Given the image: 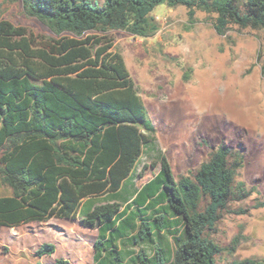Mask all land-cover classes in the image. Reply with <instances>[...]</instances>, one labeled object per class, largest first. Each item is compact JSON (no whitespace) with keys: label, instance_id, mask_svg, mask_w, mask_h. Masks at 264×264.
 Returning <instances> with one entry per match:
<instances>
[{"label":"trees","instance_id":"16d2710c","mask_svg":"<svg viewBox=\"0 0 264 264\" xmlns=\"http://www.w3.org/2000/svg\"><path fill=\"white\" fill-rule=\"evenodd\" d=\"M22 4L54 36L37 37L0 20V185L10 192L0 197V228L79 215L83 226L97 232L92 264H216L220 248L206 234L230 201L250 195L235 180L243 154L219 146L192 175L176 179L159 151L135 173L143 153L156 149V129L106 33L154 35L158 26L150 14L158 5L186 8L190 25L197 11L215 15L219 36L231 25L264 30V0ZM156 166L157 174L141 186L130 183ZM54 251L42 244L36 255Z\"/></svg>","mask_w":264,"mask_h":264},{"label":"rangeland","instance_id":"374dc122","mask_svg":"<svg viewBox=\"0 0 264 264\" xmlns=\"http://www.w3.org/2000/svg\"><path fill=\"white\" fill-rule=\"evenodd\" d=\"M150 16L158 30L148 38L122 30L106 33L122 54L156 129V149L143 153L135 173L155 161L159 151L176 179L192 175L219 146L241 151L244 162L235 180L250 195L230 201L206 236L220 248L216 264L243 259L264 264V30L231 25L219 36L212 25L215 15L197 11L190 25L182 6L158 5ZM0 20L25 27L37 37L54 36L26 13L22 0H0ZM158 171V166L147 169L130 183L141 186ZM9 194L0 185V197ZM96 234L82 225L79 215L4 227L0 255L6 256V264H92ZM42 244H52L54 253L38 257ZM147 250L151 256L153 250Z\"/></svg>","mask_w":264,"mask_h":264},{"label":"crops","instance_id":"0c3cea01","mask_svg":"<svg viewBox=\"0 0 264 264\" xmlns=\"http://www.w3.org/2000/svg\"><path fill=\"white\" fill-rule=\"evenodd\" d=\"M0 256L5 257V258H0V264H6L7 263L6 256H4V255H0Z\"/></svg>","mask_w":264,"mask_h":264}]
</instances>
